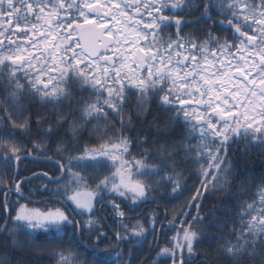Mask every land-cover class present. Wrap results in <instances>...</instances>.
<instances>
[{
    "label": "trees",
    "instance_id": "16d2710c",
    "mask_svg": "<svg viewBox=\"0 0 264 264\" xmlns=\"http://www.w3.org/2000/svg\"><path fill=\"white\" fill-rule=\"evenodd\" d=\"M87 1L0 0V264H264V128L195 104L246 55L264 68V0H149L150 66L123 89L26 55L47 12L65 33ZM25 204L67 216L31 226Z\"/></svg>",
    "mask_w": 264,
    "mask_h": 264
},
{
    "label": "rangeland",
    "instance_id": "374dc122",
    "mask_svg": "<svg viewBox=\"0 0 264 264\" xmlns=\"http://www.w3.org/2000/svg\"><path fill=\"white\" fill-rule=\"evenodd\" d=\"M138 1V7L135 8L131 6L130 0H88L83 10L79 12V21H73V25L93 24L97 27H106V34L113 38V44L109 47V51L104 52L97 59H88L81 51H78L79 45L75 26L71 28L69 24V30L61 33L55 25L50 23L51 12H47L49 17L45 19L46 22L43 25L41 22L37 26L34 40L27 41L31 44V48L27 51L29 54L25 49L26 55H33L37 60L46 56L52 61L53 58L60 59V55L68 53L73 60H80L81 63L100 71L95 73L96 77L93 79V83L101 77V74H104L105 80L109 81L110 85L113 84L114 87L123 89L127 78L132 80L136 73H140L150 66L147 59L145 62L139 63L135 58L138 48L147 53L143 45L144 38L142 37L144 34L140 30L146 22L144 18L135 16L133 12L134 10L145 11L150 9L149 0ZM96 5L102 7L101 13L89 14L88 8ZM116 56L117 62L114 63ZM249 60L250 58L246 55L241 65L231 68L227 75L223 73L220 76L218 84L213 83L200 91L201 99L195 101V104L202 108L204 114L198 117V123L202 121L204 124L209 123L204 117L205 113H208L212 119L222 122L215 116L216 113H221L228 117L227 121H233V127L246 126L257 130L264 128V93L258 89V85L264 84V68L255 69L254 66L250 65ZM167 68L171 69L169 76H173L177 82L181 81L180 78H183L184 74L173 72L171 66ZM53 69L52 65L49 70ZM236 71L240 73V76L236 74ZM42 75L49 79L46 72H41L40 76ZM201 77L205 83H210V73ZM115 147L118 150L119 146L115 145ZM112 160H114L115 166L120 163L121 158L118 152ZM94 198L95 196L91 191L84 189L77 191L72 196L71 202L75 209L89 211L94 207ZM25 208L24 218L31 226L43 225L47 222L57 223L67 216L65 211L57 208L45 211L35 204H25Z\"/></svg>",
    "mask_w": 264,
    "mask_h": 264
},
{
    "label": "water",
    "instance_id": "95a60500",
    "mask_svg": "<svg viewBox=\"0 0 264 264\" xmlns=\"http://www.w3.org/2000/svg\"><path fill=\"white\" fill-rule=\"evenodd\" d=\"M131 2L134 6L137 5V0H131ZM88 12L100 13L101 7L99 5L90 7ZM136 14H139V12H136ZM105 29V27L98 28L93 24L76 27L79 45L83 53L89 58H96L103 51H107L108 46L112 43V39L105 35ZM135 57L139 62H143L146 58V54L143 50L137 49ZM258 89L264 93V84L258 85ZM217 117L225 118L219 113L217 114Z\"/></svg>",
    "mask_w": 264,
    "mask_h": 264
}]
</instances>
